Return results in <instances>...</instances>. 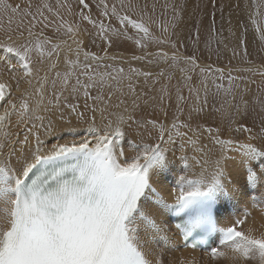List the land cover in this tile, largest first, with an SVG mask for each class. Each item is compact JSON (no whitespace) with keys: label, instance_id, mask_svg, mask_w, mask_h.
<instances>
[{"label":"snow or ice","instance_id":"6c2138e0","mask_svg":"<svg viewBox=\"0 0 264 264\" xmlns=\"http://www.w3.org/2000/svg\"><path fill=\"white\" fill-rule=\"evenodd\" d=\"M78 2L90 9L86 0ZM97 7L101 17L115 18L120 27L93 18L90 11L78 15L106 45L112 43L110 32L126 36L130 27L138 48L157 46L155 52L131 59L163 63L168 70L129 67L126 73L123 67L104 64L106 70L99 71L100 62L118 58L107 49L103 56L83 51V40L76 39L79 24L74 26L61 12L72 14L70 4L56 0L53 7L41 0L33 13L31 0L23 7L0 0V22L7 17L11 24L21 17L16 37L9 28L0 39V264H163L158 246L172 245L161 216L177 221L174 227L185 246L207 248L213 260L227 257L223 249H229L230 259L239 264L256 258L264 264V232L242 229L251 213L245 210L228 226L219 222L245 197L254 206L264 204V105L259 120L249 125L244 99L254 77L264 82V65H252L246 49L248 67L201 65L195 52H179L166 24L157 37L142 15L133 18L125 11L134 7L131 3L120 0L118 9L116 3L99 0ZM172 7L181 19V11ZM45 11L59 23L49 22ZM257 15L250 19L264 40ZM23 18H30L27 35ZM38 23L55 24L56 31L63 30L76 43L75 59L65 55L63 72L52 63L62 42L34 32ZM196 35L198 39V30ZM238 55L233 50V57ZM197 70L199 87L191 84ZM175 71L193 103L187 104L179 86L173 101ZM5 72L11 74L7 81ZM209 76L216 95L231 97L219 107L208 103ZM53 118L67 129L57 128ZM13 126L23 130V139L19 131H9ZM41 129L49 136L78 138L48 147ZM175 173L182 174L174 175L175 186L165 196L168 176Z\"/></svg>","mask_w":264,"mask_h":264},{"label":"rangeland","instance_id":"374dc122","mask_svg":"<svg viewBox=\"0 0 264 264\" xmlns=\"http://www.w3.org/2000/svg\"><path fill=\"white\" fill-rule=\"evenodd\" d=\"M9 3L21 4V6H26L28 0H8ZM51 4L53 7L56 6V0H44ZM61 3H68L72 7V14H69L67 10H61L64 19L72 23L74 26L79 24L80 31L76 37L77 40H83L82 49L83 51H91L97 53V55L103 56L104 50L107 49L109 56H117V60L112 61L105 59L100 62L101 67L99 71H105L106 69L102 66L104 64H113L116 67H123L127 73L129 67H134L142 71H152L153 73H158L161 68L168 70L166 64H148L147 60H132L133 55L140 56L143 55L145 51L155 52L157 50L156 45H151L149 48L141 50L135 44V39L138 38L136 31L130 27L127 29V35L124 34H113L109 33L112 43L109 47L105 42L96 36V29L92 25L88 24L85 21L80 20L78 15L81 11L84 14H88L89 11L93 18L100 20L103 19L104 22L111 23L113 28H119L120 25L115 18L111 21L107 17H101V9L97 7L99 0H86L90 5V9H84L79 5L78 0H60ZM125 4L131 3L134 7L131 9H125L128 11L133 18H139L143 16V20L148 23L151 27L152 33L159 37L162 35L160 26L167 25L169 28V33L171 35V41L177 42V48L179 52L183 55H192L193 52L196 53L198 57V62L201 65H210L213 68H225L228 67H248L249 65L244 62V50L248 52L247 60L251 61L252 65H264V40L260 39L261 33L257 32L256 27L251 22L250 17L255 13L259 15L255 16V19L258 22V25L261 29H264V0H215V6H213V0H123ZM32 11L36 12V7L41 3V0H31ZM109 6L113 3H116L117 8L119 9L120 0H107ZM173 5H175L181 11V19H176L173 12ZM45 15L48 16L49 22L55 21L59 23V20L52 14L45 11ZM24 19V32L27 35V28L29 26L30 18ZM38 19H42L38 17ZM21 17H17L13 20L11 24L8 23L7 17L3 18V21L0 22V39L5 37V34L9 28L13 31L10 33L15 38L17 33V25L20 23ZM47 23V22H46ZM175 24L176 27L173 29L172 25ZM85 29L88 34H85ZM197 30L199 31V38L197 39ZM34 32L39 33L40 31L44 32V35L47 37H52L54 41H61V47L59 49V56L56 58L53 57L55 63L58 65L57 71L63 72L65 70L64 58L65 55H69L72 59H75V48L76 43L73 42V39L65 35L64 31H56L55 24L49 23L48 27H44V24L38 23L33 29ZM81 38V39H80ZM95 40V42H93ZM240 40L244 41V44H240ZM66 41V43H63ZM181 43L183 47H181ZM64 44V47L62 46ZM69 47L73 50L68 52ZM165 50L171 52L170 46H164ZM233 50L239 52V55L233 57ZM80 59L83 60V52H81ZM54 63V61L52 62ZM62 63V64H61ZM170 63V62H169ZM47 64V63H46ZM45 64V65H46ZM42 66V68H47ZM2 68L3 65H0ZM43 71V70H42ZM41 71V75H44V71ZM170 71V70H169ZM43 73V74H42ZM6 75H11L10 73H4ZM20 75L21 73H17ZM55 73H52L54 75ZM236 75V73H233ZM218 75V74H217ZM9 76H7L9 78ZM137 78L134 77V81ZM201 77L197 74L193 75L191 84L194 86H200ZM256 80L255 84H251L248 87L250 91L244 94V99L249 102L248 108V118L247 122L251 125L252 120L256 119L257 121L261 115V107L264 105V82L261 81L259 76L254 77ZM140 86H143L144 78L141 76L138 78ZM166 81L161 80V84H164ZM14 83V82H12ZM149 83H151L149 81ZM225 87H227V80L223 81ZM179 86L183 89V94L187 99V104L194 102V96L189 97L188 89L184 86V81L181 78L179 71L174 72V78L170 82V89L173 93V101L175 100V88ZM208 103L211 106L214 102L217 107L220 106L222 102L230 100L231 97H225L223 93L220 95L215 94V89L212 87L211 77H208ZM157 88L160 85H156ZM243 88L244 85L242 84ZM138 91L140 88L138 87ZM14 91V89H13ZM152 93H150L151 95ZM204 98L203 90L201 89V101ZM240 97L237 94L236 102H239ZM227 108V103L224 104ZM151 109H149L150 111ZM54 124L57 128H67V124L62 121H58L55 118ZM73 119V124H75ZM17 131L20 132V138L23 139L24 132L23 130L18 129L14 126L13 134ZM15 132V133H14ZM57 136V137H56ZM60 134L54 135L55 142H57ZM51 137V138H50ZM52 137L47 135L43 129H41V139L46 140V144L51 145ZM53 137V139H54ZM32 139V138H30ZM51 140V141H49ZM49 141V142H48ZM54 142V143H55ZM198 170V169H197ZM182 174V173H178ZM169 182H171V187L175 186L174 183V174H171L168 177ZM258 195V193H257ZM264 204L254 206L252 203V208L247 211L251 213L248 219L251 221L257 211L263 209ZM244 215V214H243ZM243 215H240L242 218ZM239 217V218H240ZM235 219V218H234ZM165 221V219H164ZM242 229H247L246 223L242 226ZM161 249V258L165 262L169 259L170 255L173 253L170 247L164 248L163 243L158 246ZM227 253V257L219 258L216 260L210 259V264H226L228 259L232 256V252L229 249H224ZM168 254V256H167ZM210 255L208 254V257ZM182 261V262H180ZM179 262L184 264L185 260L179 258ZM236 263L231 260V264ZM261 262H259L260 264Z\"/></svg>","mask_w":264,"mask_h":264},{"label":"bare ground","instance_id":"6f19581e","mask_svg":"<svg viewBox=\"0 0 264 264\" xmlns=\"http://www.w3.org/2000/svg\"><path fill=\"white\" fill-rule=\"evenodd\" d=\"M62 46L64 47V44ZM54 58H55V56H54ZM53 61L55 63L56 60L52 59V62ZM46 65H45V67H46ZM20 75H22V73ZM7 76H9V75L3 74V79L6 80V81L9 79ZM13 89L15 90L14 83H13ZM11 119H12L13 125H15L16 116L13 115ZM13 130H14V126L9 129V131H11L12 133H13ZM53 137H52V143L55 142V137H54V139H53ZM75 138H78V137H72V136L60 134V136L58 138H56V139H58L57 142L63 143L66 139H75ZM49 141H51V140H49ZM47 146L50 147L51 145L48 144ZM174 175H178V173H175ZM170 184H171V182H169L168 185H167V191H165L163 193L165 196H168V193L171 191V188L174 187V186L171 187ZM251 206H252V203L249 202L246 197L243 198V199H241L235 205L234 208H231V207L229 208L228 213L225 214L220 219V221H219L220 224L223 225V226L230 225L231 223L234 222V220L236 218H239L240 215H243L245 210L250 209ZM161 219L162 220L165 219V223H166V225H167V227L169 229V231H168L167 234L171 238L170 241H169V244L172 245V246H170V249L173 248L172 249V252L173 253L170 255L169 259L167 261H165V262H168V264H181L180 262H182V261L179 262V258H181V259H184L185 260L184 264H210L209 262H211L210 261L211 258H210V256L208 257V252H209L208 250H205V251H197V250H193V249H182L180 247L181 246L180 240L177 237V231L171 225V223L169 222L168 217L161 216ZM262 225H264V206H263V209L262 210L259 209V211H257L255 217L251 221L247 218V223H246L247 228L253 227V228L258 229L257 234H259V232H264V227H262ZM167 256H168V254H167ZM161 259H162L163 264H164L163 258H161ZM228 260L229 261H227L226 264H231V259L229 258ZM259 262H260L259 258L249 259V260L246 261V264H259ZM232 264H239V262L232 263Z\"/></svg>","mask_w":264,"mask_h":264}]
</instances>
